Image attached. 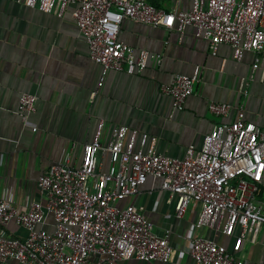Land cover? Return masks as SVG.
Wrapping results in <instances>:
<instances>
[{"label":"built area","instance_id":"obj_1","mask_svg":"<svg viewBox=\"0 0 264 264\" xmlns=\"http://www.w3.org/2000/svg\"><path fill=\"white\" fill-rule=\"evenodd\" d=\"M44 13L72 17L89 46V55L102 67L99 85L111 71L143 72L161 55L136 49L120 40L125 19L175 28L184 34L189 26L209 40L213 55L226 45L237 60L255 54L254 68L264 57V0H190V9L158 8L154 0H8ZM167 1V0H160ZM200 69L193 75L176 73L162 91L182 110L193 94ZM37 97L22 93L18 112L23 123L36 111ZM209 111L229 118L233 105L211 101ZM105 121L100 120L92 141L83 147L79 166L58 162L38 178L44 201L19 210L0 194V264H120L122 260L168 263L174 246L170 230L156 233L154 223L134 204L118 203L136 195L149 177L161 180L160 194L176 199L175 211L183 218L191 204L200 205L197 228L219 231L233 238L232 246L208 235L185 236V247L195 264H246L243 244L256 239L264 227V127L246 119L244 108L232 121L217 124L200 148L190 145L182 157L158 152L147 133L118 125L103 146ZM37 130V127H33ZM100 151L110 153V165L101 168ZM53 229L44 228L48 216ZM15 221L24 237L7 231ZM189 242V244H188Z\"/></svg>","mask_w":264,"mask_h":264},{"label":"crops","instance_id":"obj_2","mask_svg":"<svg viewBox=\"0 0 264 264\" xmlns=\"http://www.w3.org/2000/svg\"><path fill=\"white\" fill-rule=\"evenodd\" d=\"M190 0L163 1V9H190ZM74 5L64 17L44 13L17 1L0 0V194L19 210L33 201H44L38 178L58 162L79 166L83 147L92 141L100 120L105 121L101 142L107 146L113 129L127 125L147 133L159 153L182 157L188 146L200 148L217 124L232 121L244 108L246 119L264 127V57L254 68L255 54L242 60L226 45L213 55L208 39L196 35L193 26L180 34L175 28L156 27L125 19L120 40L136 49L161 55L141 73L109 71L99 85L102 67L89 55V46L72 17ZM200 69L193 94L182 110L162 91L176 73L193 75ZM22 93L36 95V111L23 123L18 112ZM211 101L233 105L229 118L209 111ZM37 127V130H33ZM101 168L110 165V153L100 151ZM161 180L149 177L136 195L119 202L134 204L154 223L156 233L170 230L174 252L168 263L135 258L120 264H195L185 247V236L208 235L232 246L233 238L219 231L195 226L200 205L191 204L183 218L175 211V198L160 194ZM53 218L44 228L51 231ZM7 231L24 237L15 221ZM189 244V242H188ZM246 264H264V227L256 239L243 244ZM9 264H22L10 261Z\"/></svg>","mask_w":264,"mask_h":264},{"label":"trees","instance_id":"obj_3","mask_svg":"<svg viewBox=\"0 0 264 264\" xmlns=\"http://www.w3.org/2000/svg\"><path fill=\"white\" fill-rule=\"evenodd\" d=\"M153 3H154L158 8H162V6H163V1H160V0H154Z\"/></svg>","mask_w":264,"mask_h":264}]
</instances>
